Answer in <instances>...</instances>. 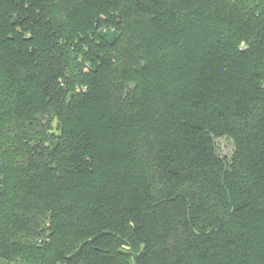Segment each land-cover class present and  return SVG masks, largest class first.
Returning a JSON list of instances; mask_svg holds the SVG:
<instances>
[{
	"label": "trees",
	"instance_id": "1",
	"mask_svg": "<svg viewBox=\"0 0 264 264\" xmlns=\"http://www.w3.org/2000/svg\"><path fill=\"white\" fill-rule=\"evenodd\" d=\"M0 264H264V0H0Z\"/></svg>",
	"mask_w": 264,
	"mask_h": 264
},
{
	"label": "rangeland",
	"instance_id": "2",
	"mask_svg": "<svg viewBox=\"0 0 264 264\" xmlns=\"http://www.w3.org/2000/svg\"><path fill=\"white\" fill-rule=\"evenodd\" d=\"M219 151L223 155H230L233 150V142L229 138H221L218 140Z\"/></svg>",
	"mask_w": 264,
	"mask_h": 264
}]
</instances>
